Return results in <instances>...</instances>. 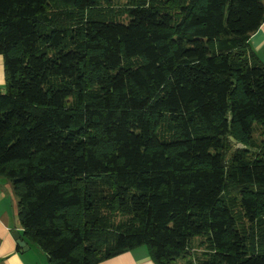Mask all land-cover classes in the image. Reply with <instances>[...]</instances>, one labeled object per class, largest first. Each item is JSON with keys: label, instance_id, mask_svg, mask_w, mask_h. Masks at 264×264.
Wrapping results in <instances>:
<instances>
[{"label": "trees", "instance_id": "1", "mask_svg": "<svg viewBox=\"0 0 264 264\" xmlns=\"http://www.w3.org/2000/svg\"><path fill=\"white\" fill-rule=\"evenodd\" d=\"M117 1L0 0V177L21 234L49 264L139 245L156 264H264L247 46L264 0H125L126 23Z\"/></svg>", "mask_w": 264, "mask_h": 264}, {"label": "crops", "instance_id": "2", "mask_svg": "<svg viewBox=\"0 0 264 264\" xmlns=\"http://www.w3.org/2000/svg\"><path fill=\"white\" fill-rule=\"evenodd\" d=\"M247 46L264 64V20L249 35ZM5 90L3 59L0 55V92ZM17 198L12 186L5 178L0 177V264H49L47 254L36 245L29 243L21 234L22 229L16 215ZM25 243L23 250L13 234ZM94 264H156L145 245L135 246L119 252Z\"/></svg>", "mask_w": 264, "mask_h": 264}, {"label": "rangeland", "instance_id": "3", "mask_svg": "<svg viewBox=\"0 0 264 264\" xmlns=\"http://www.w3.org/2000/svg\"><path fill=\"white\" fill-rule=\"evenodd\" d=\"M114 6L116 7V8H114L115 13H116L117 16H119V18H116V20H118L120 22H123V23H126L127 17H125V14L123 12H119V11H121L123 9V7L126 6V1L125 0L117 1ZM202 237H203V235L200 236V237L195 238L191 242L189 252L191 253L190 255L192 257H196L198 254L200 255L202 253L203 246H201L199 244V241L201 240ZM180 263L183 264L184 260L177 261V264H180Z\"/></svg>", "mask_w": 264, "mask_h": 264}, {"label": "water", "instance_id": "4", "mask_svg": "<svg viewBox=\"0 0 264 264\" xmlns=\"http://www.w3.org/2000/svg\"><path fill=\"white\" fill-rule=\"evenodd\" d=\"M232 141H234V140L232 139ZM237 146L240 147L239 144H237ZM13 236H14L15 239H17V243H18V245H19L23 250H25L27 247H25V243L19 239V235H18L17 233H14Z\"/></svg>", "mask_w": 264, "mask_h": 264}]
</instances>
